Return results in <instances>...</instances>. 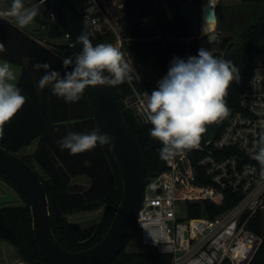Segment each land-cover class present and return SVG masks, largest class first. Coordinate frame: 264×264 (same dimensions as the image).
Listing matches in <instances>:
<instances>
[{"label":"trees","instance_id":"1","mask_svg":"<svg viewBox=\"0 0 264 264\" xmlns=\"http://www.w3.org/2000/svg\"><path fill=\"white\" fill-rule=\"evenodd\" d=\"M78 9H83L88 0H72ZM239 4L228 8L216 9L218 27L232 35H238L242 44V70L239 83L231 87L226 103L230 114L222 120L206 125V132L199 143L209 137L219 135L229 116L238 110L239 95L247 85L253 67L264 57V0H236ZM206 5H204V30L213 28L215 22ZM254 7L259 10L251 21H240L239 10L247 13V8ZM235 13V14H234ZM258 14V15H257ZM229 16V17H228ZM248 18V17H247ZM179 20V19H178ZM63 31L66 29L58 20ZM123 25L125 22L122 23ZM166 28L169 36L174 32L184 35L185 29L181 22H167ZM98 43H112L115 37L107 32L103 35L94 33ZM150 36L146 29L138 26H123V49L130 57L137 49V61L140 72L132 70L131 83L138 93L151 94L157 87L159 78L167 74L166 69L158 68L155 49L144 48L143 41ZM0 43L5 45L6 51L0 52V60L19 66L21 71L16 83L27 97L21 110L2 126L0 146L7 151L18 155L33 141L38 140L35 151L30 155L21 157L37 173L49 202V212L52 218L53 233L57 241L71 252H79L97 244L105 235L122 199V182L118 166L111 154L109 144L97 146L92 150L71 155L68 150H62L59 141L69 131L74 133H90L99 129L104 130L99 119L90 86L83 93L82 99L74 103H66L63 98L52 94L51 86L42 91L38 89V82L44 75V70H35L33 65L37 62L48 63L50 70L60 72L63 76L72 71L63 66V59L77 55L75 49H67L61 56L58 51L49 49L14 24L7 20H0ZM64 49L63 45L58 46ZM192 56L198 54V44L190 47ZM116 100L120 106L122 117L135 138L146 164V181L152 179L167 169L165 160L160 159L159 149L162 144H154L150 135L151 125L141 124L134 114L124 107V99L132 93L127 81L113 87ZM184 152L189 153V150ZM79 176L88 178L90 186L81 192H69L68 187L72 180ZM0 179L10 185L22 200L21 206H4L0 208V241L11 245L20 255L25 264H48L40 253L39 245L32 229L30 206L21 190L3 173ZM102 206V217L97 224L82 228L78 223L70 222L71 216L88 209ZM233 205L227 198L222 206H215L209 202L188 204L190 218L215 217ZM251 230L262 238V244L250 264H264V211L257 214L250 226ZM137 234L134 223L130 234ZM171 256L160 255L154 251L126 252L123 249L111 264H170ZM222 264H230L225 260Z\"/></svg>","mask_w":264,"mask_h":264},{"label":"built area","instance_id":"2","mask_svg":"<svg viewBox=\"0 0 264 264\" xmlns=\"http://www.w3.org/2000/svg\"><path fill=\"white\" fill-rule=\"evenodd\" d=\"M33 4L45 10V18L38 21L39 31L62 33L64 49H51L61 56L67 49H75L70 34L58 23L57 14L41 0H25L26 7ZM79 10L93 33H112L114 46L122 51V29L119 21L112 19L104 0H88L85 8ZM140 26L150 33L143 42L163 45L187 40L164 36L152 16L143 18ZM40 42L48 44L45 39ZM125 60L135 71L131 57ZM127 83L132 93L124 99V107L141 124L151 125L146 122V101L150 95L138 93L132 83ZM261 132L264 57L253 67L239 95L238 110L229 116L219 135L209 137L189 153L167 160V169L145 182L135 217L141 244L160 255L171 256L170 264H222L225 260L230 264H250L262 244V238L250 228L257 214L264 211V176L259 163L252 158ZM227 196L233 205L215 217L188 216V204L209 202L222 206ZM181 204L186 206V219L179 218Z\"/></svg>","mask_w":264,"mask_h":264},{"label":"clouds","instance_id":"3","mask_svg":"<svg viewBox=\"0 0 264 264\" xmlns=\"http://www.w3.org/2000/svg\"><path fill=\"white\" fill-rule=\"evenodd\" d=\"M44 2L41 0V3ZM39 12V4L26 7L25 0H11L9 8L0 10V19L12 18L14 26L23 29L34 22ZM75 43L82 44V50L74 59H63L65 69L69 66L73 68L63 76L50 70L48 63L33 65L35 70H44L38 82L39 90L51 86L53 95L63 98L66 103H74L82 99L88 86L116 87L125 81L131 83L132 67L120 48L111 43L93 46L87 28L76 37ZM4 51L5 45L0 43V52ZM16 80L10 63H0V133L2 126L21 110L27 100L17 87ZM234 80L239 83L240 77L233 62L214 56L211 50L200 48L196 56H189L186 60L173 58L167 74L157 82L147 103L146 122L152 125L150 135L162 144L160 159L167 161L197 147L206 132L205 126L230 114L225 97ZM113 140L114 137L94 129L90 133L69 131L58 143L62 150L76 155ZM252 158L259 163L264 176V132L259 135L257 150Z\"/></svg>","mask_w":264,"mask_h":264},{"label":"water","instance_id":"4","mask_svg":"<svg viewBox=\"0 0 264 264\" xmlns=\"http://www.w3.org/2000/svg\"><path fill=\"white\" fill-rule=\"evenodd\" d=\"M5 1L11 5V0ZM104 1L109 7L123 8L128 12L129 16L136 10L140 18L152 16L160 26L164 36H169L166 28L168 20L165 19V16L170 14L176 15L187 23L189 32L186 36L193 39L198 38L200 47L205 48L214 44L217 40V34L214 32H210L204 37H199L201 24L204 19V5L201 3V6H199V0L194 2L191 0ZM44 5L57 14L60 23L74 42L76 53H79L83 47L82 44L75 43L76 37L86 28L93 46L98 43L90 26L72 0H45ZM206 7L212 21L216 23V7L210 5H206ZM140 8H143L141 12H139ZM116 14L117 11L111 10L112 19L120 21V17L116 16ZM131 22L132 26L140 25L134 18H132ZM227 40L225 36L218 38L220 48L225 46ZM142 46L148 49L156 48V62L160 69H167L174 57L186 60L190 56L186 46L179 42L168 41L163 45L156 41L144 42ZM221 58L231 60L238 69L240 77L242 70V44L240 42H228L224 47ZM131 59L136 73L140 72L141 68L138 65L136 48ZM236 85L237 82L234 80L228 88V94L231 87ZM90 89L104 133L114 137V140L109 143V148L118 166L122 182V199L118 209L104 237L97 244L79 252H71L60 245L53 233L47 193L37 173L21 157L0 146V172L9 178L26 198L30 206L33 234L39 245L40 253L48 264H111L129 242L146 182L144 157L122 117L113 87L96 85L90 86ZM153 142L155 145L158 143L155 139H153ZM179 156L180 154L176 155V157ZM1 186L0 193L4 195L7 191ZM68 190L69 192L80 191V185L72 184L68 187ZM84 208L89 210L91 206L86 205Z\"/></svg>","mask_w":264,"mask_h":264},{"label":"rangeland","instance_id":"5","mask_svg":"<svg viewBox=\"0 0 264 264\" xmlns=\"http://www.w3.org/2000/svg\"><path fill=\"white\" fill-rule=\"evenodd\" d=\"M4 1L5 0H0V4L4 3ZM167 3H168V1H167ZM201 3L203 5H205L207 3H212L213 6L216 5V9L228 8L229 6H233V5L239 4L238 1H236V0H201ZM6 5L7 4L4 3V6H6ZM107 7L110 10H112V11H118L117 7H112V8H110L109 6H107ZM246 8H247V11H246L247 13L243 14V12L239 10V12L237 14V15H239V18L237 17V18H235V20L239 19L240 21H244L245 19H248V20L251 21L256 16L254 11L256 13H259V10L255 9L254 7H252L251 9L249 7H246ZM12 23L14 24V21H12ZM216 25H217V22L215 23V25L213 26L212 29L206 31V30H204L203 24H201V36L200 37L206 35L207 33L212 32L215 29ZM184 29L186 31V27H184ZM52 32L54 34V31H52ZM30 33H32V32H30ZM57 33L59 35V39H61L62 33L61 32H57ZM32 34H34V33H32ZM41 35H46L48 38H52L53 37L52 34H49V33H46V32H41ZM54 36H55V34H54ZM232 36H233V38H232L233 42H240L237 39L238 38L237 34L236 35L234 34ZM111 44L114 45V41ZM208 50H210V49H208ZM122 52L124 53V58L128 59L129 54H127V52H125V50L123 48H122ZM156 59H157V57H156ZM11 66H12L13 70H15V71L19 70L18 66H15V65H12V64H11ZM168 69H169V67L166 70L168 71ZM163 77L159 78V80H161ZM17 81H16V83H17ZM146 102L148 103V99H147ZM35 146H36V144L33 143L31 145V149H34ZM26 151H27V149L26 150L22 149L18 153V156L19 157H24V152H26ZM75 181H77L79 183L78 185H80V191H77V192H81V191L87 189L90 186L89 180L85 176H79V177L76 178ZM0 185H2L1 187L6 189V191H7V193L4 194V195L0 193V208H2L4 206H10V205H12V206H21L22 205V200H21L20 196L14 191V189L10 185H8L7 183H4L1 180H0ZM71 185H72V183H71ZM74 191H76V190H74ZM103 211H104V208L102 206H99V207H96V208H94L92 210L89 209V210H86V211H82L80 213L73 214V215L68 217V220L70 222L78 223L82 228H87V227H90V226H92L94 224H97L100 221V219L102 217V214H103ZM186 216H187L186 215V206H185V204H181V214L179 215V218L186 219ZM170 226H171V224H170ZM6 247L12 249V251L14 253L15 249L11 245L10 246H6ZM125 251L126 252H130V253L131 252H136L137 253V252L152 251V249L142 245L141 241H140L139 234H135L134 236H132V238L128 242L127 246L125 247ZM20 261H21V257H0V264H17Z\"/></svg>","mask_w":264,"mask_h":264},{"label":"flooded vegetation","instance_id":"6","mask_svg":"<svg viewBox=\"0 0 264 264\" xmlns=\"http://www.w3.org/2000/svg\"><path fill=\"white\" fill-rule=\"evenodd\" d=\"M192 2H194V1H196V0H191ZM105 2V1H104ZM106 4V3H105ZM107 6V5H106ZM117 6V5H116ZM199 6H201V0H199ZM108 8V7H107ZM110 8H112L111 6H110ZM142 9L143 8H140V10H139V12H141L142 11ZM110 10V9H109ZM137 13H138V11L136 10L135 12H133V14L131 15V16H129V14H128V12L126 11V10H124L123 8H118V11H117V14H116V16H118V17H120V21H119V25H120V28L122 29V27L123 26H126V27H129V26H131L132 25V18H134V19H136L140 24H141V21L143 20V17H139L138 15H137ZM165 19H167L168 20V22H174V23H177V22H181L183 25H185L184 27H186V31H185V33H184V35H181L180 33H178V32H174V34H173V36H171V37H173V38H183V37H186L187 38V40L186 41H176V42H179V43H183L185 46H186V49H187V51H188V53H189V55L190 56H192L191 55V52H190V47L193 45V43H195V42H197V44H198V38H190V37H188V36H186V34L189 32V30H188V25H187V23L185 22V21H183L182 19H180V18H178L176 15H167V16H165ZM179 19V20H178ZM123 22H125V24L123 25L122 23ZM212 32H214L215 34H217V40L214 42V44H212V45H209V46H207V47H205V49H210L211 51H212V53H213V55L214 56H216V57H219V58H221V55H222V53H223V50H224V47L226 46V44L228 43V42H231L232 40L230 39V35H229V32H227L226 30H224V29H222V28H220V27H218V24L216 25V27H215V29L212 31ZM179 35H178V34ZM208 34V33H207ZM200 36H201V28H200ZM199 36V37H200ZM205 36V35H204ZM204 36H202V37H204ZM222 36H225V37H227V43L225 44V46L223 47V48H220V43H219V41H218V38L219 37H222ZM200 48H202V47H200L199 46V44H198V50L200 49ZM1 180V179H0ZM1 181H3V180H1ZM4 182V181H3ZM4 183H6V182H4Z\"/></svg>","mask_w":264,"mask_h":264},{"label":"crops","instance_id":"7","mask_svg":"<svg viewBox=\"0 0 264 264\" xmlns=\"http://www.w3.org/2000/svg\"><path fill=\"white\" fill-rule=\"evenodd\" d=\"M4 3L7 4L6 1H4ZM4 3H1V4H0V7H5V6H4ZM216 4H217V3H216ZM6 6H10V5L7 4ZM214 6L216 7V5H214ZM44 18H45V10H44V9H40L39 15L35 18L34 22L31 23L30 25H28L27 27L21 29V30L24 31V32H26V33H28V34H31L33 37H35V38L38 39L39 41H40V39H45V40H47L48 44H45V45H47V47H48L49 49L52 48V47H58L59 45H63L64 42L62 41V38L59 39V35H58L57 32H54L55 36H54L53 32H50V33H49V34H52V35H53L52 38H48L46 35H41V31H39V28H38V21H39V19H44ZM30 32L34 33L35 35L32 34V33H30ZM2 62H4V61L0 60V63H2ZM10 65H11V64H10ZM12 65H13V64H12ZM15 66H16V65H15ZM18 69H19V70H18ZM18 69H17L18 71H15V70H14V72H15V74H16V76H17V80H18V78H19L20 71H21V69H20L19 66H18ZM17 80H16V81H17ZM147 99H149V97H147ZM33 143L36 144V146L34 147V149H31V145H32ZM37 145H38V140H35V141H33L29 146L23 148V150H24V149H25V150L27 149V151L24 152V156H25V155H30V154H32V153L35 151V149L37 148ZM76 178H77V177H76ZM76 178L72 180V184H73V185H75V184H79L77 181H75ZM74 181H75V182H74ZM73 182H74V183H73ZM68 217H69V216H68ZM6 246H10V245H8L7 243H5V242H3V241H0V257H20V255L18 254V252H16V250L13 249V250H14V253H13L12 249H10V248H8V247H6ZM7 248H8V249H7ZM17 264H25V263H24V262L22 261V259H21V261L18 262Z\"/></svg>","mask_w":264,"mask_h":264}]
</instances>
